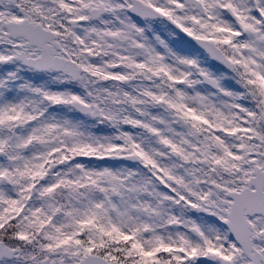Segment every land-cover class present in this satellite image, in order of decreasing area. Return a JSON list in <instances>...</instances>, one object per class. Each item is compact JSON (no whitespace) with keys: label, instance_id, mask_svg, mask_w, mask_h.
I'll return each instance as SVG.
<instances>
[{"label":"snow or ice","instance_id":"6c2138e0","mask_svg":"<svg viewBox=\"0 0 264 264\" xmlns=\"http://www.w3.org/2000/svg\"><path fill=\"white\" fill-rule=\"evenodd\" d=\"M0 264H264V0H0Z\"/></svg>","mask_w":264,"mask_h":264}]
</instances>
